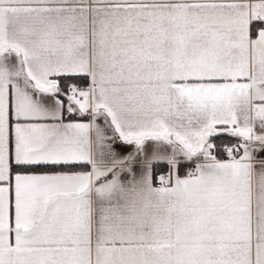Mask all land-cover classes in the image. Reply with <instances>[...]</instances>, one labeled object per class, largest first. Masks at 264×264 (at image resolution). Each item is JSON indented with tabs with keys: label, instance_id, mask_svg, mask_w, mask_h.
Masks as SVG:
<instances>
[{
	"label": "snow or ice",
	"instance_id": "obj_1",
	"mask_svg": "<svg viewBox=\"0 0 264 264\" xmlns=\"http://www.w3.org/2000/svg\"><path fill=\"white\" fill-rule=\"evenodd\" d=\"M0 264H264V0H0Z\"/></svg>",
	"mask_w": 264,
	"mask_h": 264
}]
</instances>
